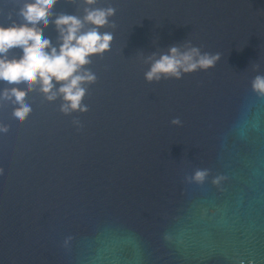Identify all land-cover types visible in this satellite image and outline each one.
I'll return each mask as SVG.
<instances>
[{"label": "water", "instance_id": "obj_1", "mask_svg": "<svg viewBox=\"0 0 264 264\" xmlns=\"http://www.w3.org/2000/svg\"><path fill=\"white\" fill-rule=\"evenodd\" d=\"M23 2L0 0V25L22 23ZM109 5L115 28L101 31L114 38L87 66L88 112L64 115L38 86L22 123L0 101V264H264V97L251 88L264 0H99ZM62 11L83 15L80 0H58L52 20ZM44 34L57 42L53 22ZM186 40L221 59L147 82L142 57ZM197 168L206 182H186Z\"/></svg>", "mask_w": 264, "mask_h": 264}, {"label": "clouds", "instance_id": "obj_2", "mask_svg": "<svg viewBox=\"0 0 264 264\" xmlns=\"http://www.w3.org/2000/svg\"><path fill=\"white\" fill-rule=\"evenodd\" d=\"M57 2L24 0L16 13L23 22H13L7 27L0 25V81L10 85L0 90V101L14 105L12 116L20 123L32 112L27 96L36 86L47 102L61 101L59 111L64 115L88 112L89 108L83 101L88 87L97 82V76L87 66L92 63V57L103 55L111 48L113 33L102 32L101 29L115 28V23L110 21L116 14L114 7L98 6L99 0H80L82 16L62 11L55 14L53 21ZM50 21L58 32L56 43L44 34V27ZM17 48L22 50V55L10 58V51ZM142 59L149 66L144 78L153 83L162 79H182L185 74L213 68L221 59V54L202 51L191 40H186ZM259 67L254 66L256 70ZM21 84L25 87H19ZM251 88L258 96L264 97V75H256L251 81ZM72 122L77 128L82 127L79 119L74 118ZM171 123L181 125L182 122L177 117ZM8 131L9 126L0 123V133ZM3 173L4 169L0 167V175ZM209 175L210 170L197 168L185 180L202 185ZM225 179V176L217 175L211 183L219 186ZM71 240V236L66 237L64 246H69Z\"/></svg>", "mask_w": 264, "mask_h": 264}]
</instances>
